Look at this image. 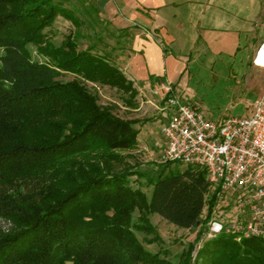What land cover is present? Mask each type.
Listing matches in <instances>:
<instances>
[{
    "label": "trees",
    "instance_id": "trees-1",
    "mask_svg": "<svg viewBox=\"0 0 264 264\" xmlns=\"http://www.w3.org/2000/svg\"><path fill=\"white\" fill-rule=\"evenodd\" d=\"M57 15L73 19L53 0H0V264H264L260 238L236 241L221 230L192 258L189 242L176 262L140 245L133 230L150 232L155 213L196 230L195 244L214 195L197 166L159 175L149 198L130 185L138 173L117 167L137 130L99 106L83 81L134 93L132 83L69 38L48 43L41 31ZM27 44L44 60L31 59ZM64 72L74 78L57 80Z\"/></svg>",
    "mask_w": 264,
    "mask_h": 264
},
{
    "label": "crops",
    "instance_id": "crops-1",
    "mask_svg": "<svg viewBox=\"0 0 264 264\" xmlns=\"http://www.w3.org/2000/svg\"><path fill=\"white\" fill-rule=\"evenodd\" d=\"M92 1L114 28L133 30L127 52L115 62L132 87L165 80L192 101L202 96L196 93L199 84L218 80L235 101L218 109H247L249 103L241 101L245 91L234 83L248 54L264 40V0Z\"/></svg>",
    "mask_w": 264,
    "mask_h": 264
},
{
    "label": "rangeland",
    "instance_id": "rangeland-1",
    "mask_svg": "<svg viewBox=\"0 0 264 264\" xmlns=\"http://www.w3.org/2000/svg\"><path fill=\"white\" fill-rule=\"evenodd\" d=\"M53 2L72 11L73 19L69 20L63 16H55L49 26L41 31L48 43L58 47L64 40L69 38L73 41L74 50L77 52L84 49L90 50L91 53L104 55L110 62L118 66L115 63L116 57L118 54L127 52L129 39L133 35L132 29L114 28L109 21L102 19L99 9L92 0H53ZM26 47L31 59L44 60L40 54L35 52L32 45L27 44ZM250 57L249 53L248 62L242 67V75L235 78L238 80L234 83V85L237 84L236 87L240 93L245 91L241 101L247 103L253 102L257 98V93L264 95V68L254 67ZM72 78L74 76L71 73L64 72L60 73L56 79L65 82ZM214 81L199 84L196 93L201 94V98L196 97L192 101H186L199 106L205 117L220 118L223 117L222 115L237 116L246 114L247 109L242 104L227 109H218L222 103L232 106L235 101L233 98H229L227 93L226 95L223 94L225 92L224 88L220 90L222 87L221 82ZM83 82L87 91L95 95L99 106L109 108L112 113L122 120L131 121L133 128L137 130L135 145L122 153V164L117 167L131 166L138 173V175L129 176L132 187L142 190L149 198L152 191L151 185L159 175L164 176L168 172L182 171L186 167L185 164L176 162L164 166L158 161V155L162 148L158 130L164 118L159 112L158 96L154 94L153 85L143 87L140 84L132 88L134 93H128L94 82ZM212 210L213 215L220 214L216 206ZM205 213L206 206L203 207L200 217L204 218ZM136 217L137 212L133 211L131 214L132 222L137 220ZM146 219H148V224L152 230L150 232L133 230V233L140 245L147 251L151 253L159 252L160 256L163 255L170 262H176L177 256L185 252L188 243L192 242L193 251L191 255L194 253L197 246V242L193 244L196 230L177 228L170 222L168 223L160 218L156 213L147 215Z\"/></svg>",
    "mask_w": 264,
    "mask_h": 264
},
{
    "label": "built area",
    "instance_id": "built-area-1",
    "mask_svg": "<svg viewBox=\"0 0 264 264\" xmlns=\"http://www.w3.org/2000/svg\"><path fill=\"white\" fill-rule=\"evenodd\" d=\"M250 58L253 66L264 68V40ZM153 90L164 118L159 163L203 169L208 193L214 195L212 208L220 211L213 215L211 210L195 251L220 230L236 241L257 237L264 242V95L247 104L246 114L214 118L182 99L168 81L155 83Z\"/></svg>",
    "mask_w": 264,
    "mask_h": 264
},
{
    "label": "water",
    "instance_id": "water-1",
    "mask_svg": "<svg viewBox=\"0 0 264 264\" xmlns=\"http://www.w3.org/2000/svg\"><path fill=\"white\" fill-rule=\"evenodd\" d=\"M198 223H199V220L196 221L195 225H198ZM192 229H193V228L191 227L190 230H192ZM213 230L218 231V226L215 225V226L213 227Z\"/></svg>",
    "mask_w": 264,
    "mask_h": 264
},
{
    "label": "snow or ice",
    "instance_id": "snow-or-ice-1",
    "mask_svg": "<svg viewBox=\"0 0 264 264\" xmlns=\"http://www.w3.org/2000/svg\"><path fill=\"white\" fill-rule=\"evenodd\" d=\"M262 62H264V61H262Z\"/></svg>",
    "mask_w": 264,
    "mask_h": 264
}]
</instances>
